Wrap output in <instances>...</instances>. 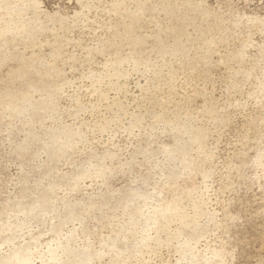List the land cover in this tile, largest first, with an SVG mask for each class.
<instances>
[{
  "label": "rangeland",
  "instance_id": "rangeland-1",
  "mask_svg": "<svg viewBox=\"0 0 264 264\" xmlns=\"http://www.w3.org/2000/svg\"><path fill=\"white\" fill-rule=\"evenodd\" d=\"M0 264H264V0H0Z\"/></svg>",
  "mask_w": 264,
  "mask_h": 264
}]
</instances>
